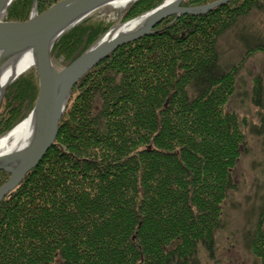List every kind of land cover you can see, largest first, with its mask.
<instances>
[{
  "label": "trees",
  "instance_id": "16d2710c",
  "mask_svg": "<svg viewBox=\"0 0 264 264\" xmlns=\"http://www.w3.org/2000/svg\"><path fill=\"white\" fill-rule=\"evenodd\" d=\"M57 1L39 0V10ZM162 1H136L123 18ZM32 3L15 0L5 19H27ZM261 10L264 0H229L204 14H174L85 73L59 122L56 140L68 153L50 147L0 201V264H199L223 226L245 145L229 99L251 49L264 50V40L251 45L242 35L243 57L225 65L219 43L241 16ZM108 28L81 22L56 41L52 60L68 64ZM261 86L256 78V104ZM38 91L34 71L9 86L0 136L33 110ZM10 176L0 170V186ZM261 223L250 241L264 264Z\"/></svg>",
  "mask_w": 264,
  "mask_h": 264
},
{
  "label": "water",
  "instance_id": "95a60500",
  "mask_svg": "<svg viewBox=\"0 0 264 264\" xmlns=\"http://www.w3.org/2000/svg\"><path fill=\"white\" fill-rule=\"evenodd\" d=\"M120 1L131 3L138 0H61L41 14L38 12L35 3L33 13L26 21L9 22L0 19L2 62L13 63L12 61L17 62L24 55L33 56V65H36L40 86L34 110L40 104L49 105L50 108L48 115L38 114L35 117L38 119L40 127L35 128L23 150L12 160L7 161V165L0 164V170L9 172L11 175L8 181L0 186V201L18 186L30 169L39 164L51 146L55 144L61 151L68 153L62 144L55 143V139L59 132V121L70 101L72 88L85 73L100 63L102 59L110 56L111 52L121 45L151 34L154 26L166 17L185 13L204 14L218 5L228 3L229 0H217L196 7H183L181 3L184 0H164L160 6L152 9V11L142 14L131 22L122 24L119 28L111 29L106 34L107 36L113 34L110 38L105 39L106 36L100 40L68 67L56 69L50 53L56 43L55 41L67 30L86 20L87 16L97 10L99 6L119 3ZM11 2L12 0H0V16ZM133 21L137 22L133 23ZM4 58L7 62L3 60ZM18 76L15 75L4 87V92L0 97V105L8 87Z\"/></svg>",
  "mask_w": 264,
  "mask_h": 264
},
{
  "label": "rangeland",
  "instance_id": "374dc122",
  "mask_svg": "<svg viewBox=\"0 0 264 264\" xmlns=\"http://www.w3.org/2000/svg\"><path fill=\"white\" fill-rule=\"evenodd\" d=\"M14 1L15 0H12L11 4ZM35 3L40 14L46 11V9H44V11L41 12L39 10V0H33L28 18L33 13ZM125 3L126 4L123 6L115 5L117 3H108L106 5L99 6L97 10L91 12V14L87 16L86 20L90 19V22L92 23L103 22L104 24L109 25L108 30L105 33H101L95 42L89 46V48L104 39L107 36L106 34L111 29L115 27L119 28L122 24L131 22V20L139 18L142 14L152 11L149 10L140 15L133 16V18L129 20H124V15L130 10V7L134 2ZM11 4L0 16V19L9 21L5 19V16L8 13L7 11ZM27 19L22 21H26ZM11 21L22 22L20 20ZM157 25L154 26L153 31ZM69 30H67L66 33ZM240 31L243 33H239L238 35L235 34V32ZM245 34L249 35L251 39H255V41L251 42V45L255 44L256 41L262 42L264 40V10L251 11L249 16H241L236 22V25L221 38L219 46L223 57V63L225 65L238 63L243 57L242 54L246 49V45H244L245 40L242 35ZM111 35L113 34L108 35L105 39L110 38ZM89 48L87 50H89ZM251 52L253 53L245 60V62L242 63L241 68L238 71L237 82L235 85L236 90L232 94L228 103V107L232 110L234 109L239 114L241 120L243 121L242 128L244 129V132H246L245 145L241 146V155L237 159L235 163L236 166L233 170L235 188L228 193L226 201L223 204V226L217 230L216 243L213 250L210 252L208 249H201L198 253L199 264H262L258 255L251 248L250 239L252 234H254L259 221L262 222L261 224L264 228V50L261 47H253ZM73 61L67 64L65 59L60 57V59L55 62L52 60V63L56 69L60 70L68 67V65L72 64ZM30 71H34V75L37 78V87H39L40 90L36 65L31 66L29 70L20 74L17 78L25 76V74ZM256 78L261 79V88L263 91L260 99L257 101V104L253 100V83ZM36 102L34 103V106ZM16 126L13 129H15ZM55 143L59 144L57 143V140Z\"/></svg>",
  "mask_w": 264,
  "mask_h": 264
},
{
  "label": "bare ground",
  "instance_id": "6f19581e",
  "mask_svg": "<svg viewBox=\"0 0 264 264\" xmlns=\"http://www.w3.org/2000/svg\"><path fill=\"white\" fill-rule=\"evenodd\" d=\"M125 4L126 3L124 1H120L115 5L123 6ZM135 22L137 21H133V23ZM3 60L7 62L5 58ZM33 61V56L24 55L18 59L17 62L12 61L13 63H3L2 56L0 55V97L4 92V87L6 84L15 75H20L29 70V68L33 66ZM34 107L32 108L33 110ZM49 111V105L47 106L45 104H40L37 106V109L34 110L33 114L30 112L31 115H27L26 118L20 124H18L15 129L10 130V132L6 135L0 136V164L7 165V161L12 160L13 157L17 156V154L23 150L25 145L28 143V140L31 138V135L34 133L35 128L38 129L40 127L39 121L35 117L38 114L42 116L48 115Z\"/></svg>",
  "mask_w": 264,
  "mask_h": 264
}]
</instances>
